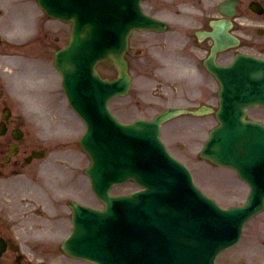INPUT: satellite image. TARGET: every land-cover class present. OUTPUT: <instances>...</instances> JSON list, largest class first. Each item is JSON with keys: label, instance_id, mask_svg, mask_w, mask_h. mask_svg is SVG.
<instances>
[{"label": "rangeland", "instance_id": "1", "mask_svg": "<svg viewBox=\"0 0 264 264\" xmlns=\"http://www.w3.org/2000/svg\"><path fill=\"white\" fill-rule=\"evenodd\" d=\"M17 5L21 2V0L17 1ZM28 10L32 12V10L35 9V4L30 1L28 5ZM154 6V5H153ZM51 23V22H49ZM48 22H46V27L49 25ZM182 32V28L179 30ZM149 34V33H148ZM138 35L136 34L134 36V39H138ZM178 36V34H176ZM184 40L180 38V41L177 40V43H186L185 42V35L184 33H181V35ZM159 36H155L153 34L147 35L144 39H142L140 42L145 41L149 38L150 41L153 42V44L156 45V41L158 40ZM178 39V37H177ZM139 42V43H140ZM133 44L131 53H130V61L131 65L136 68L137 79L132 86L131 93L129 96H127L124 100L127 101V104H130L134 97L132 96L134 94V91L136 89H139L143 86L147 90V94L145 96L146 100L145 102L148 103V101L152 100V104H147L143 101L141 106L145 111L137 110V113L134 112V114H141L144 116H151L156 111L171 105L174 102L180 101L181 95L179 93L173 94L169 90H165L163 88H168L167 85L162 87V85H158L154 79H152V72H151V78H148L147 80L143 77V73L147 74L149 73L151 66L150 61H148V58L145 56L142 58L145 53L141 51L140 54L133 55L134 50H137V48L141 49V44ZM179 44V45H180ZM142 50V49H141ZM188 50L183 49V59L180 61L175 62L180 69H182V74L178 75L181 77L179 87H184L187 79H191L193 76L191 75V72H193L194 67L190 64H188L189 59ZM144 59V60H143ZM34 61H39L38 59H34ZM143 61L145 62L143 64ZM183 61V62H182ZM34 66L38 65L37 68H34L35 71L43 72L47 78H45V82L43 83V89L41 90L39 81L34 80V86H38L39 90L35 92V97L33 96V100H35L32 103L33 108L37 107L38 111L35 112V114H38L40 117H42L41 120V127H38V129L41 131V134H43L42 140L43 143L46 145L49 154L48 157L41 159L38 161L39 164L43 165V168L46 169L45 175L42 177L44 178L43 181H46V189L48 191H51V187L53 186L52 182L55 179L57 181V178L52 176L51 173L56 172V163L58 160L55 159H61L64 160L66 158L65 154L62 152H59V155H55L54 150L52 151V148L50 146H56L58 148L65 149V147H72L75 144H72L73 138L78 135L79 127L81 126L78 124L76 116H74L72 113L69 114L66 106V101L62 97V91L61 88L58 86V76L57 73H55L54 69H49L50 67L48 62L40 63L37 62L36 64H33ZM43 67V68H41ZM186 67V68H185ZM52 68V67H51ZM100 69L102 70V73L104 75L114 74V70H112L109 66H106L105 64L100 65ZM151 71V70H150ZM54 72V74H53ZM177 72V71H176ZM35 76V74H34ZM54 76V77H53ZM143 83V84H142ZM185 83V84H184ZM58 84V85H57ZM162 88V89H160ZM160 89V90H159ZM155 90L158 92L155 94ZM161 94H160V92ZM160 95V96H158ZM43 99V100H42ZM46 99V100H45ZM45 100V101H44ZM170 100V101H165ZM65 101V102H64ZM114 105H118L119 107L121 105L117 104L116 102ZM138 106L137 104H135ZM62 110V112H61ZM185 120L186 119H182ZM189 121H174V123H177L175 126H171L170 123H167L163 126V135L169 142V145L171 147H174V150L176 153L184 160L186 164L189 165V167L192 170V173L194 175L195 180L202 185L206 191H208L212 196H214L221 204L227 205L231 202H235L240 199H244V197L241 195L243 192H246V187L243 183L238 182L235 175L234 178L231 179V173L230 171H227V169L212 166L209 164V162L205 160H199L197 158L196 151L198 150L200 144L199 139L202 138V130L199 128L200 124L196 121L194 118H187ZM201 125L206 124V126H210L214 124L213 117H208L206 119L202 120ZM199 125V126H198ZM176 131V134H175ZM179 134L180 136H178ZM183 134L184 136H181ZM72 144V145H71ZM179 144L181 146H179ZM194 151V154H193ZM70 160L77 162V159L74 157H69ZM81 159V158H79ZM78 159V160H79ZM85 159V158H84ZM71 161V162H72ZM62 164V163H61ZM82 164V162H81ZM61 167V165H59ZM218 168V169H217ZM221 168V169H220ZM53 174V173H52ZM63 173H60V176ZM55 175V174H53ZM235 179V180H234ZM73 179H68L66 176H63L60 180V183L65 184L69 183L70 186H75L77 193L75 194V197L79 201H90L89 199H92L88 185L83 180V177L78 176V180L73 182ZM48 181V182H47ZM73 182V183H72ZM72 183V184H71ZM135 187V185L128 183L123 186L124 190H132ZM66 186L61 185V192L65 191ZM25 190L24 185H18L17 187V193L19 191ZM119 190L118 187L114 188V191ZM239 196V197H237ZM64 197V196H63ZM38 199L41 201V198L38 197ZM96 206L100 205L98 201L94 202ZM58 212V211H57ZM59 220L62 223L69 224V210L68 208L64 209L63 215L59 217ZM48 224V223H47ZM34 225H38L40 227H44L45 229L42 231L44 233L50 232L57 236L58 233H55L57 231H63V225L56 226L54 228V231L50 227H47L46 225H43L40 221H36ZM67 229V227H66ZM64 229V230H66ZM68 231V229H67ZM65 231V232H67ZM30 246H24L26 250L30 249L33 250V253L36 255V257H52L53 252L55 251V248L57 245L53 242L48 245L49 249H42L39 250L37 247L38 245L32 241H30ZM57 254L53 255V258H59L56 256ZM65 259V258H64ZM264 259V211L252 218L245 226L244 233L242 235V238L240 239L239 243H237L234 247L229 248L227 251L220 253L219 258L217 260L218 264H247L250 261L253 260H262ZM66 260V259H65ZM69 264H75V262L67 261Z\"/></svg>", "mask_w": 264, "mask_h": 264}, {"label": "water", "instance_id": "2", "mask_svg": "<svg viewBox=\"0 0 264 264\" xmlns=\"http://www.w3.org/2000/svg\"><path fill=\"white\" fill-rule=\"evenodd\" d=\"M73 17H75V16L73 15ZM73 19H74V22H75V18H73ZM89 30H90V26L89 25H85V26H83L80 29V31H77V32L76 31H73L72 41H75V40H77L79 38H82V37L86 36L88 34ZM104 56H108V53L105 52V54L103 55V57ZM247 86H248V84H246V86L242 85L241 88H244L243 90H245ZM235 111L238 112V107L234 103V105H233L230 113L233 114V115H235ZM167 116H168L167 113L166 114L159 115L156 119L153 120L152 125H154V126L157 127V125L162 120H164ZM238 117H239V115H238ZM239 121L242 123V126H243V128H242L243 139L240 140V142H239V147L242 148V146L245 143V141H249L251 139L252 127H251V124L249 122H244V121L242 122L240 120V117H239ZM258 128L264 131V128H261V127H258ZM217 136H218V131H216L215 134H214V137L216 139H217ZM212 151H213L214 156H212L211 154H209L208 156L211 157L214 160L219 161L220 158H219V156L217 154V149L212 148ZM238 215H241V212L235 211V213L231 214V216H233V217H236Z\"/></svg>", "mask_w": 264, "mask_h": 264}, {"label": "flooded vegetation", "instance_id": "3", "mask_svg": "<svg viewBox=\"0 0 264 264\" xmlns=\"http://www.w3.org/2000/svg\"><path fill=\"white\" fill-rule=\"evenodd\" d=\"M254 1H257L258 3H260V5L262 6L261 7V12L260 13H257L255 12L254 10H252V8H250V6H248L249 4L246 3V5L243 4V7L244 9L242 10V12H245V11H248L250 14L252 13V15H249L251 17H254V16H257V15H260V19L261 20H264V0H254ZM239 6H242L241 2H240V5ZM243 14V13H241ZM255 21H257L256 19H254ZM258 34L257 32L254 33V35ZM259 35L261 36H264V30L261 31L259 33ZM13 122V119L11 118H8V120L6 121V130H5V133H4V136L3 138L0 137V153L1 152H5V154L8 152L10 153V156L13 157V162L14 164H17L20 160H21V157L18 156L19 154V149L16 147V146H13L12 148L8 149L11 141H12V136L10 135H7V130L9 129V124ZM12 137V138H11ZM13 152V153H12ZM7 153V154H8ZM11 160V158H9Z\"/></svg>", "mask_w": 264, "mask_h": 264}]
</instances>
